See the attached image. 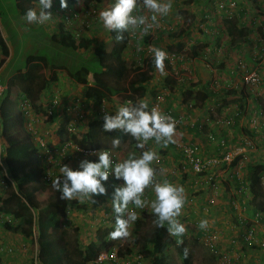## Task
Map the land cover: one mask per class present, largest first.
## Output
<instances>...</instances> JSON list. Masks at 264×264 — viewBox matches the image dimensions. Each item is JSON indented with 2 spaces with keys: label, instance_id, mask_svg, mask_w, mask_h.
Wrapping results in <instances>:
<instances>
[{
  "label": "rangeland",
  "instance_id": "374dc122",
  "mask_svg": "<svg viewBox=\"0 0 264 264\" xmlns=\"http://www.w3.org/2000/svg\"><path fill=\"white\" fill-rule=\"evenodd\" d=\"M68 1L71 3L75 11L78 9V12H75L76 13L75 24L70 26L69 29L77 28L76 30L79 32V35H75L73 33L71 34L78 41L81 38H85V37L87 38L94 37V39L96 40L95 44L92 45L87 50L78 49L73 51L59 46L54 41V36L57 35L60 31H63L64 30L63 27H61V29L53 28L52 32L54 33L48 32L49 34L44 32L41 27H39L40 29L38 28L34 29V31L29 33V36L31 37V40L36 39V42L34 43L32 41H29V43H24L29 40L28 34H25V30L30 28V26H34L35 23L29 24L25 22L16 21L15 19L11 20L10 18H8V13H10L12 16L15 14V11H13L10 8V7L13 8L15 7L14 0H0V23H2V26H6L8 24L7 27L2 28L6 34V37L13 34L17 38H20V40H18L16 44L18 46L14 47L12 45L13 58L4 68V70L0 73V80L7 73H12L16 71L18 67L21 66L23 68L25 66L24 55L33 54V53L44 55L47 58L49 64V66L48 67L46 66L41 73L44 79L49 80V84L46 87V89L43 90L41 94H39L40 99L38 102H40L41 104L42 103L45 104L44 107L47 108L48 107L47 104H49V100L54 95L58 99V103L53 108L54 111L56 112V116L52 117L49 115L41 114L42 117L39 118L38 114H35L31 110L32 109L31 108L29 109L30 111L29 114H31V116L28 115L31 118L30 119V121H32L31 124L28 125L27 118L24 117V120H25V126L32 135L34 143L36 144L37 147H39V152H38L39 162H37L38 167L41 168V166H43L45 169L49 170L53 174L57 173L58 176L61 175L60 168L62 165H68L73 169H77L79 162L81 160L87 159L92 161V158H87L83 156L71 145L66 146L64 144L65 142L68 141H66L63 135H61L63 134L61 125L67 122L66 121L67 118L68 119L70 118V121L74 122L73 126L75 127L76 131H78L79 129H80L79 131H81L82 130L81 127L83 125H77V123L75 122L76 120L75 117L77 118V114L80 116V118H86V119L96 118L98 116L104 117L105 113H108L109 115L114 114L115 110L120 105H122L121 103H119V99H120L119 95L118 96L114 95L110 98H106L104 103V108L102 109V111L100 110L98 111V108L94 105V102L89 101V99L85 98L83 92L84 88L78 85L75 81H73L69 77V72L75 71L76 69L80 68V66L85 65L88 60L92 59L94 46L107 41L109 39V32L103 28L102 24H99L97 28H93V27L89 28L86 25L88 20V15H91L90 14L91 7L84 8L83 5L81 4L82 0H68ZM111 3L112 0H100L98 2H91L89 6L95 5L97 9V11L96 9L95 11L98 14L100 10L108 7ZM144 11L145 8L143 7V0H138L137 7L136 9H134L133 14L145 16L147 24L152 23L149 25L156 26L155 25L156 21H152L151 16L148 17L147 14L145 15ZM16 15L18 16L17 13ZM184 17L186 19V23L188 24L190 17L186 15ZM175 18L176 16H173L172 18L166 16V19L169 20L167 23L166 22L165 23L171 24L170 20L173 21ZM79 19L81 21H79ZM97 22L99 21L96 20L94 23L98 24ZM17 23L20 27H15ZM9 24L12 25L10 26ZM257 24L258 23L255 22L253 23L254 26H257ZM44 25H46V23H44ZM142 27L143 26L130 28L129 30H127L130 34V38L122 54L124 60L139 62L140 57L144 55L152 54V52L148 50H151L153 47L148 50H146L145 48L142 49L143 45L146 43V42L144 43L142 39L146 34L141 30ZM47 28L50 30L48 26ZM189 28L193 29L192 26L191 27L189 26ZM149 29H151V27ZM152 29L155 30L156 28L154 27ZM83 32L84 34L81 36V33ZM37 33H39V35L37 38H35L37 36L36 35ZM154 34H156V32H154ZM25 44L26 46L27 44L33 45L34 49H29V51H25L27 50ZM246 45H248V42H246ZM186 54H190V51H187ZM92 63L93 62L90 61L88 65ZM262 67L263 66L260 67V70L264 72V68ZM53 71L57 78L56 82L50 81L51 72ZM179 73H182L181 75L183 76L184 70L181 69ZM157 74L161 75V73L156 70L152 78L157 77ZM164 74H166L165 71ZM88 81L89 84L92 83L91 74L88 75ZM147 90L156 93L157 88L147 87ZM228 92H230V90ZM13 94H14L13 100L15 102V105L18 107V104H20L21 102L19 100L20 93L16 91ZM46 94H48L47 95L48 99L45 97ZM69 97H72L74 102L71 103V106L69 105V107L67 108L66 107L67 103L65 101L68 102ZM81 97H83L84 99L83 101ZM169 97H170L169 95L165 96L164 99L160 102L161 105L163 104V107L161 108L166 109L165 102H167L166 100ZM144 99L146 100V98H143V100ZM178 99H179V103H177V106L180 107L183 105L182 102H184L186 99L191 100L192 98L186 97L184 93L181 94L180 92L178 94ZM192 103L194 108L195 105L198 106L197 101H195L194 99L192 100ZM149 105L150 103L148 104V106ZM73 108L74 110H71V113L73 112L74 115L73 117H70L69 116L70 113L68 112V109L70 110ZM63 111L68 112V117H66L65 114H62ZM53 121L59 122L58 130H54L55 124H52ZM180 129H182L183 133L186 134V138H189L188 134L190 132L187 130L188 128L184 126H182V128H175V132H178ZM236 132L242 134L240 130L239 131L237 130ZM236 132L233 131V133ZM59 133L61 136L59 137L60 139L58 140L55 137ZM78 134H80V132H78ZM227 136L229 135L227 134ZM53 137L55 138L56 142L58 140V143L51 142V139ZM183 137L185 136L183 135ZM40 140H42L44 147H40L39 145ZM187 140L188 139H186V141ZM0 142H3L1 138H0ZM202 144L203 146L207 145L206 143L203 142ZM63 146L66 147V150L64 152H60L61 151L60 148ZM165 147L173 148L170 143L165 146L162 143L157 144L154 140L148 141L143 149L137 148L136 144H130V143H124L116 148H113L112 139L105 138L100 141V143L96 148H100L103 149L104 151H108L113 162L117 163L127 158L129 153H134L136 156H139L142 151L152 150L155 151L157 155H159L162 154L161 152ZM253 152H254L253 154L255 155V160H257L258 162H264V148H262V145L257 146ZM3 174L6 177L4 170H3ZM181 178L183 181H186L185 176H182ZM114 180L115 179L112 177L110 180L104 182L106 188V193L104 195H96L91 197L90 199L88 197L81 198L78 196L73 200L70 201L68 200V205L66 206V208L63 210L62 213L61 223L57 228V230L54 231L53 236L54 235L59 236V232L61 230H64L66 231V234L61 237L62 240H71L73 238V233L71 232V230H72V226H74L77 228L76 241L79 244V246H81L82 248H90L93 245L95 247H98L100 251H103L113 247L117 249L118 254L120 256H123L125 254L128 255V252H131L130 254H134V252H137L139 250L140 237L144 234L146 235L149 234L151 232V228L155 225V219H154L155 216L153 215L150 206L151 201L155 197L154 195L153 196L151 195L152 193L147 192V197L148 199H150V203H145L144 208H135V206L129 204L128 209L124 214L125 217L127 215V212L129 211L135 212L137 216V219L134 222H131L129 225L128 228L129 235L124 238L111 239L109 237V233L114 230L115 215H116L114 214L111 206V198H112L111 194L113 192L114 187L117 186L116 183L122 182L117 180L115 183ZM3 184L4 183L0 175V196L2 194V190L4 189ZM179 184L184 185L183 188L186 192V194H184L185 199L189 197H193L195 200L197 194H199V191L198 192L194 191L195 187L193 188L187 187L186 183L180 182ZM48 187L49 186H47L46 189L51 190V187L50 188ZM42 194H46V195H42L41 198L46 197L47 191H45V193ZM261 195L263 197V202H264V186H261ZM218 199L219 197L216 198L215 205L212 204L210 205L211 207L208 208L207 214L208 215L210 214V216L207 218L204 216V213L202 212V206L204 205V202L198 201L196 202V204H194L193 202L192 203L187 202L184 204V207L182 208L181 211V215L177 218L178 221L181 224H183L185 227V233L180 238L182 239L183 242L177 244L176 243L177 238L172 236L175 240V243L172 244L170 247H168L165 252L159 255L164 260V262H166V264H182L181 257L178 255V250L181 248L182 244H185L186 250L190 253L192 264H223L222 262L220 263V254L225 253L227 248H231V243L228 242L229 241L228 238L230 239L231 237L235 238L238 243H236V245L234 246L232 245L233 251H229V252L232 253V255L233 253H235V251L236 253L243 254L241 252L239 243L241 242V236L244 234L243 232L244 224L238 222L237 218L235 217L236 213L234 210L228 209L227 211H225V209L222 208L220 204L217 202ZM40 203L41 205H44L45 200L41 201ZM197 206H200V209L197 210L196 209ZM195 210L199 211L198 216H195L194 214L196 212ZM245 216L247 218V216H249V213H246ZM204 218L209 219L212 223L211 226H213L214 228H218V230L222 232L221 235H219L220 237H218L216 244L218 255H215L214 252H211L210 249L207 246H205L203 242H201L200 240L202 236L199 233L201 232V228L198 227V223L201 219ZM135 226H138L137 230H134ZM208 226H210V224H208ZM227 226L229 227V229ZM167 234L169 233L167 232ZM254 236L256 241H264V211L261 212V220L257 224L256 233L254 234ZM27 240H28L27 243H25L26 248L21 250L19 249L16 252V257L18 256L24 257L25 263H20V264H34V262H32L33 260L32 256L34 254L35 243L30 242L29 239ZM248 252H250L249 255ZM240 257L241 260L239 259V261L236 259H230L228 264H264V248H261L259 246V243L253 244L251 249L246 250L243 256ZM14 264L17 263L15 262ZM129 264H151V262L146 257L140 263L130 262Z\"/></svg>",
  "mask_w": 264,
  "mask_h": 264
},
{
  "label": "trees",
  "instance_id": "16d2710c",
  "mask_svg": "<svg viewBox=\"0 0 264 264\" xmlns=\"http://www.w3.org/2000/svg\"><path fill=\"white\" fill-rule=\"evenodd\" d=\"M26 1H29V4H26ZM35 1L14 0V4L19 13L24 15L26 9L32 8V2ZM98 1L100 0H82V5L87 8L91 2ZM259 22L262 24H257V32L260 36H264V22L262 20ZM225 28L231 38L246 37L251 32L242 23L237 24V20H227ZM187 31L188 24L184 21L182 27L175 33L182 35ZM109 33L110 37L107 41L94 46L92 59L75 71L69 72V77L84 88L85 98L98 103L114 95H119V103L122 105L127 101L135 103L138 100H143L146 93L149 92H147L145 84L157 70L152 54L140 57L139 62L124 60L122 54L128 43V32L122 33L123 39L119 41L115 39L116 33ZM54 41L59 46L73 51L78 49L87 50L96 42L93 38H81L78 41L69 32H59L54 36ZM0 53L2 54L0 62H2L8 55V48L1 33ZM190 54L196 55L195 49ZM24 61L25 66L17 70L8 82L6 81L5 89L0 95V138L4 141L0 160V175L4 183V189L0 196V211L17 218L14 225L4 222L3 226L11 232L20 233L26 239L35 243V258L38 264H96L94 260L100 252L99 248L93 245L91 246L93 248L79 246L76 241V227L72 226L73 238L71 240H62L61 237L66 234L64 230L59 232V236H53L54 231L61 223L62 213L68 205V200H61L59 193L51 187V180L58 176L57 173H54V177L49 181L42 179L43 174L48 170L43 166L38 167L39 147L33 142L32 135L25 126L23 110H19V104L17 107L13 100V93L18 91L20 93L19 100H28V105L35 114H45V104L38 101L40 99L39 94L49 84V80L44 79L41 74L42 70L46 66L48 67L49 64L47 58L39 54L27 55ZM90 61L93 63L88 65ZM164 71L166 74L163 77V83L172 90L174 85L172 66L166 61H164ZM89 74L92 76L91 84L88 81ZM56 80L53 71L51 72L50 81L56 82ZM180 91L186 97L190 96L189 89ZM146 101L148 104L150 103L149 100L146 99ZM227 101L228 99H224L225 104L229 103ZM102 124V117L91 119L85 126L81 127V131H78L80 134L77 131L67 133V139L83 148H96L102 139H113L114 137L119 138V145L124 143L136 144L131 136L120 130L105 132L102 129ZM64 126L65 124H62L61 129L66 131ZM246 170L251 192L247 201L251 208L249 215L254 211L263 212L264 202L258 177L259 173L264 171V162L249 163ZM111 178L112 176L108 180ZM47 186H49L48 188L51 187V190L46 189ZM45 191H47V196L41 198L42 195H46L42 194ZM43 200H45V204L41 205L40 202ZM138 226H135L134 230H137ZM166 227L167 225L164 228H157L154 225L149 234H144L139 239L138 253L143 257H147L151 264H166L159 255L175 243L174 238L167 234ZM185 250V244H182L178 250L182 264H192L190 253L187 251V255H185Z\"/></svg>",
  "mask_w": 264,
  "mask_h": 264
},
{
  "label": "built area",
  "instance_id": "2783aa9c",
  "mask_svg": "<svg viewBox=\"0 0 264 264\" xmlns=\"http://www.w3.org/2000/svg\"><path fill=\"white\" fill-rule=\"evenodd\" d=\"M240 2H242V0H218L217 2H214L213 10L215 16H218L219 19H226L231 21L237 20V24L242 23L244 19L239 20V16L237 13L240 8L237 4ZM250 6L254 12V6L251 2ZM56 14L57 16H59V22L63 23L64 27L67 29H69V27L75 23L76 13L69 6L58 8ZM90 14L96 15V11L94 8L90 10ZM250 16L252 15L250 14L249 10L248 14H246V19H250ZM45 23H47V21ZM42 25H44V23ZM86 25L88 26V24ZM70 30L73 34L78 35L75 28ZM257 40L258 46H253L251 51L249 52V55L253 57L251 58V61L253 62L251 66L248 67L243 61H239L235 63L234 69L235 71H237L236 74L239 73L242 85L245 87V89L254 90L256 92L254 94V97H256V99L258 97V104L252 108V112L250 113L251 115L248 114L246 108L247 106L242 100L238 102H229V104H227L226 106H221L219 112H216L215 109H218V105L220 103H217V106L210 105V107L208 108V111L212 113V125H218V127L224 128L223 130L225 132H230L226 133L229 135L231 134V132L233 133V130H235L236 128L238 131L240 130L242 134H239L238 132L233 133L231 138L229 136L226 137L223 134H220L221 136L218 135L217 137H215L214 133L211 130L207 129L203 131L202 133H204L207 144L217 147V149L214 148L213 151L209 152L203 150V144H201L203 142V138L201 136V142L197 139L193 141L178 139L174 140L173 143H170L172 147L179 153V160L177 162V175H179L180 177L185 176V179L191 182L190 184L187 181V183H189L187 184V187H195L194 191H199V194L205 192V194L207 195L200 197L204 199V205L202 206V212L204 213V216L206 218L210 216V214H207L208 208L211 207L210 205L212 204L215 205L216 198L219 197L217 202L219 204L221 202L222 205L220 206L224 208L225 211H227L228 209L234 210L236 213L235 217L237 218L238 222L244 224V234L241 236V242L239 243L241 252L243 254L245 253L244 249L250 250L253 244L259 243V246L261 248H264V241H256L254 236V234L256 233L257 224L261 220V212L254 211L253 213H250L247 218L245 216V214L249 213L248 211L251 210L250 206L247 203L251 192L249 182L247 180L246 167L249 163H260L255 160L253 151L256 149V146L262 145V147H264V94H262L261 91V93L259 92L260 85L262 83V77L260 76L258 71V66H263L264 64V36L259 35ZM237 45H240V43H238ZM244 45H246V43ZM231 48L234 49V46H232ZM210 49V47H207V51L210 52ZM203 50L206 51V48H203ZM213 50L214 48H212L211 51ZM165 53L166 58L164 61L172 66V75L174 78L175 88L179 87L180 85L183 86L185 82L184 73L187 70L186 68L182 67V63L184 61L183 57L185 58L187 54H181L180 52V54H176L167 51H165ZM181 69L184 70L183 76L181 75L182 73H179ZM228 86L229 84L222 89L223 91H225H222V96H224V94L226 96L235 94H229L230 92L228 93V91L231 90ZM217 87L213 88L214 91L220 92L218 91ZM4 89L5 86L0 83V95L3 93ZM169 93L171 94L169 86H159L156 93H153L149 98V110L155 108L162 114L170 116L175 124V128H180L182 125H188L191 127L194 119L191 118L190 114H172L173 111L171 112V109H162L160 107L159 103L164 99L165 96L170 95ZM235 96L239 97V95L237 94H235ZM57 103L58 99L53 95V97L50 99V105L44 109L45 115L51 116L52 110ZM104 103L105 99L97 103L98 111H102V109L104 108ZM185 106L188 110L194 109L192 102H187ZM19 107V110H23V114H25L24 117L28 118V125H30L32 121H30L31 118L29 116H31V114H29V109L31 108L28 105V100H22L19 104ZM38 116L39 118H41V113H38ZM246 120L247 122H244ZM73 124V121H69L66 124V132L72 133L75 131V127L73 126ZM64 144L66 146L71 145L83 156L92 158V161L97 160L96 154H98L100 151H104L103 149L89 147L83 148L78 145H73L69 142H65ZM39 145L40 147H44L42 140H40ZM60 150V152H64L66 150V147L63 146L60 148ZM151 166L154 169V181L163 182L158 176V171L163 166L161 154L157 155V158L152 162ZM111 176L112 175L110 174L109 178ZM53 177V173L48 170L45 174H43L42 179L49 181ZM258 180L259 185L264 186V171H261L259 173ZM146 189L151 190V186ZM142 199H144L147 203V196L145 195V193ZM199 200V198H195L194 200L193 197H189L185 199V203L193 202L194 204H196V202H198ZM0 219L3 223L6 222L15 224L17 222V218L3 212H0ZM206 220L208 221V224H210V226L201 229V232H199L202 236L200 240L205 246L210 249L211 252H214L215 255H218L216 244L217 239L218 237H220L219 235H221L222 232L219 231L218 228H214L213 226H211L212 223L209 219ZM230 242L231 248H227L225 253L220 254V263L222 262L223 264H228L230 259H236L239 261V259L241 258L240 256H243V254L236 253V251L235 253H233V255L229 252L233 251V246L238 243L233 237L230 238ZM34 252V264H37L35 258V246ZM132 258L133 260H140L141 255L136 254L133 255ZM95 262L98 264H102L105 262L106 264H129L131 261H129L127 257H120L117 253V249L112 247L98 253L95 258Z\"/></svg>",
  "mask_w": 264,
  "mask_h": 264
},
{
  "label": "crops",
  "instance_id": "0c3cea01",
  "mask_svg": "<svg viewBox=\"0 0 264 264\" xmlns=\"http://www.w3.org/2000/svg\"><path fill=\"white\" fill-rule=\"evenodd\" d=\"M217 1L218 0H171L172 7L166 16L171 17V18L173 16H176V18L173 21L170 20L171 24H166L169 20V19H166V16H163V17L157 16L158 18L157 20H155L156 26L154 25L151 26V29H149L147 33L144 35V38H142L144 43L146 42L143 45L142 49L145 48L146 50L152 47H157V48L163 49L164 51H167L170 53L185 54L187 53V51H190L191 53L192 50L195 49L196 55L187 54L185 58L183 57L184 61L182 63V67L186 68L187 70L184 73L185 82L183 86L180 85L179 87L175 88V83H174L172 87L173 93L169 95L170 97L167 98L166 100L167 102H165V108L171 109V112L173 111L172 114H178V113L180 115H183L184 113L190 114L191 118L194 119L191 127L188 125H182L188 128L187 130L190 132L188 134L189 138H186V134L183 133L182 129H180L178 132L174 133V137H173L174 140L188 139V140L193 141L197 139L198 141L201 142V138H200L201 136L203 138L202 139L203 143L207 144V141L205 140L206 138L204 137V133H202L203 131L207 129L211 130L214 133L215 137H217L218 135L221 136L220 134H223L227 137L226 133H230V132H227V131L225 132L223 130L224 128L218 127V125L217 126L212 125V121H211L212 113L208 111V108L210 107V105H216L217 103H220L218 105V109L217 108L215 109L216 112H219L221 106H226L227 104H229V103L225 104L224 99H228L229 102H238L242 100L247 106L246 108H247L248 114L251 115L250 113L252 112V108L255 105H257L259 101L258 97L257 99L256 97H254L255 96L254 94L256 93L254 90L245 89V87L242 85V81H241V77L239 73L236 74L237 71H235L234 69H235V63L239 61L241 62L243 61L248 67L251 66V64L253 63L251 61V58L253 57L248 55V52L251 51L253 46L255 45L258 46V40H257L258 26H254L253 23L254 22L258 24L260 23L261 25L262 23L259 21L262 20L264 22L263 20L264 0H255V1L242 0V2L237 4L240 7L237 12L238 16L240 14H243L242 16H239L238 19L239 20L244 19L242 21V24L251 31L248 34V36L242 37L239 39L236 37L231 38L227 34V31L225 28V22L227 21L226 19H219L218 16H215L213 8H214V2H217ZM220 1H224V0H220ZM250 2L254 6V12L250 6ZM58 3H60V0H53L51 8L55 7ZM26 4H29V1H26ZM37 5H38V2L36 1L32 2V8H37ZM10 8L13 11H15V14L12 16L10 13H8V18H10L11 20L15 19L16 21H19V22L28 23L23 19L24 15H21L16 7L14 8L10 7ZM249 10L252 16H250L251 17L250 19H246V14H248ZM145 11L144 13L145 15L147 14L148 17L152 15V13L149 10L145 9ZM76 12H78V9L76 10ZM16 13L18 14V16L16 15ZM185 15L190 17L189 22H188V31L190 32L187 31L183 33L182 35L180 34L178 35L175 32H177L178 29L182 27V25L184 24V21L186 22V19L184 17ZM96 20L98 21V14L88 15V20H87L88 26L90 28L91 27L97 28V26L101 23L97 22L98 24H95L94 22ZM79 21L81 20L79 19ZM29 24H34V23H29ZM149 24H152V23H149ZM9 25L11 26L12 24H9ZM7 26L8 24L6 26H2V23H0V33L8 48L7 57L5 58L4 61L0 62V73L4 70V68L8 65V63L13 58L12 45L14 47L18 46L16 44H17V41L20 40V38H17L13 34L6 37V34L2 28L7 27ZM47 26H50V25L49 24H46V25L34 24V26H30V28L25 30V34H28L29 40L24 43H29V41H32L35 43L36 39L31 40L29 33L34 31V29H37V28L40 29L39 27H41L44 32L48 33ZM189 26L190 27L192 26L193 29H190ZM15 27H20V26L17 23ZM154 27L156 28L155 30L152 29ZM154 32H156V34H154ZM36 35L37 36L35 38L38 37L39 33H37ZM246 42H248L247 47L246 45H244ZM238 43H240V45H237ZM206 46L211 48L210 52L207 51ZM230 46L231 47L234 46V49L230 48ZM25 47L27 48V50L25 51H29V49H34L33 45H29V44H27V46L25 44ZM203 48H206V51L203 50ZM212 48H214L213 51H211ZM37 54L38 53H33V55H37ZM1 55L2 54L0 53V58H1ZM24 56L26 57L27 55H24ZM260 67L261 66H258V71H259L260 76L262 77V83H261L262 86L260 85L259 92L261 91L262 94H264V72L260 70ZM21 68H22L21 66L18 67V69H21ZM262 68H264V64ZM18 69H16V71ZM16 71L12 73H7L6 75H4L3 78H1L0 82H2L5 85L6 81L8 82V80L11 78V76L15 74ZM164 76L165 74L164 75L157 74V77L151 78L146 83L147 84L146 89L147 87L158 88L159 86H162V87L165 86L164 85L165 83H163ZM228 84H229L228 86L229 89H231L230 93L232 94L235 93L239 95V97L235 96V94L229 95V96H226L224 94V96H222L223 95L222 89L226 87ZM215 87H217L218 91L220 92H215L213 89ZM185 89L190 90L189 98H192L191 100L186 99V103L192 102V100L194 99L195 101H197V105L199 107L195 105L194 109L188 110L185 106L186 103L184 104V102H182L183 104L182 106L180 107L177 106V103H179L178 94L181 92L180 90H185ZM205 92H207L209 96L205 94ZM148 94H150V92H148ZM47 95L48 94H46L45 97L48 99ZM213 95L214 97H211ZM204 96L206 97L208 96V97L204 98ZM81 98L83 101L84 100L83 97ZM65 102L67 103L66 107L68 108L69 105L71 106V103H73L74 100L72 97H69L68 102L67 101ZM160 107H163V104L162 105L160 104ZM71 110H74V108L70 110L68 109V112L70 113L69 116L73 117L74 113L73 112L71 113ZM68 112L63 111L62 114H65V116L68 117ZM53 116L54 117L56 116V112L54 110H53ZM96 118H99V116ZM75 119H76L75 122L77 124L83 125V126H85L91 120L89 118L87 119L80 118L78 114H77V118L75 117ZM68 120H70V118L69 119L67 118L66 121ZM244 122H247V120ZM52 124H55L54 130H58L59 122L53 121ZM182 126L180 128H182ZM233 131L236 132L237 129ZM61 135L59 133L55 138L59 140L60 139L59 137ZM183 135L185 137H183ZM232 135L233 133L231 132L229 137L231 138ZM55 138L53 137L51 139L52 143H58V140L56 142ZM3 142H0V151H1L0 155L1 156H2V150L4 147ZM214 148L217 149L216 146L209 145V144L203 146V150H205L206 152L213 151ZM161 153H162L161 155H162L163 166L158 171V176L160 177V179L162 181L167 180L173 184L182 185V186L184 185L179 184L180 182L191 184V182H189L187 179L186 181H183L181 177L177 175V172H178L177 162L179 160L178 151L171 147L170 148L165 147ZM114 181L116 182L117 180H114ZM187 181L189 183H187ZM148 193H152V192L149 191ZM184 194H186L185 191H184ZM151 195L153 196L154 194L152 193ZM201 196H207V195L205 194V192H202L201 194H197L196 198H199L200 202L204 201V199L200 198ZM220 205H222L221 202H220ZM196 209L197 210L200 209V206H197ZM198 213L199 211H196L194 213L195 216H198ZM7 224H10V223H7ZM10 225H14V224H10ZM228 240H229L228 242L231 243L229 238ZM27 241L28 240L24 236H22L20 233L18 232L14 233V232H11L10 230L5 229L3 226V222L0 219V264H14L15 262L17 264L25 263L24 257H20V256L16 257V252L19 249L21 250V249L26 248L25 243H27ZM244 251H246V249H244ZM249 254L250 252H248V255ZM32 259L34 260V254L32 256Z\"/></svg>",
  "mask_w": 264,
  "mask_h": 264
},
{
  "label": "clouds",
  "instance_id": "9594fccd",
  "mask_svg": "<svg viewBox=\"0 0 264 264\" xmlns=\"http://www.w3.org/2000/svg\"><path fill=\"white\" fill-rule=\"evenodd\" d=\"M36 2H38L37 8L26 9L23 17L26 22L38 25L48 21L46 23L50 25L48 26L50 28V30L48 29V32L54 33L52 32L53 28L61 29V27H63L64 30L60 32L72 33L70 29L64 27L63 23L59 22V16L56 14L58 8L65 6H69L74 12H76L68 0H60V3L52 8L53 0H36ZM137 3L138 0H112V3L108 7L99 11L98 21L102 24L105 30L116 33L115 39L117 41L123 39L122 33L130 28L143 26L141 30L147 33L151 25L146 23V17L133 14L134 9L137 7ZM92 6L96 9L95 5H91L87 8L91 7L92 9ZM143 7L152 13L151 20L155 21L157 16H166L171 10L172 5L171 0H143ZM76 29L77 28H75V30ZM84 32L81 33V36ZM77 34L79 35L78 31ZM128 35L130 38L129 33ZM151 52L157 71H159L161 75H164V60L166 58L165 51L153 47ZM172 79H174L173 75ZM172 91L173 90H171V92ZM146 95L147 97L145 96V98L149 99L152 93H146ZM97 103L98 102L96 101L94 102L96 107ZM47 105H50V100ZM148 107V102L146 100H138L135 103L128 101L125 104L120 105L115 110L114 114L109 115L108 113H105L102 129L105 132L120 130L131 136L136 141V147L140 149H143L145 144L150 140H154L157 144L162 143L165 146L169 143H173L175 124L172 121V118L162 114L155 108L148 110ZM53 110L52 117H54ZM69 121L70 120L65 123V130L66 124ZM62 133L66 141L71 143L66 137V134L69 132L63 131ZM71 144L77 145L75 143ZM119 144V138L114 137L112 139V147L116 148ZM96 156V161L87 159L81 160L77 169H73L68 165L61 166V175L51 180V187L54 191L59 193V198L61 200L70 201L78 196L81 198L88 197L90 199L96 195H104L106 193L104 182L108 180L109 175L111 174L115 180L122 181L116 183L117 186L114 187L111 194V206L114 214H116L114 230L109 233L111 239L124 238L129 235V225L137 219V216L135 212L131 211L127 212L126 217L124 214L126 213L129 204H132L135 208H144L146 201L142 199V197L144 193L147 196V192L150 191L155 197L151 201L150 206L152 213L155 216L156 227L164 228L165 225H167L166 230L169 235L177 238V244L182 243L183 241L180 238L185 233V227L177 218L181 215L182 208L185 204V190L182 185L173 184L167 180L163 182L154 181V169L151 165L157 158V153L152 150L142 151L139 156H136L134 153H129L127 158L117 163L112 161L108 151H100ZM149 186H151V190L146 189ZM147 203H150L148 197ZM207 226L208 221L206 219H201L198 223V227L201 229H204ZM130 253L123 256L118 255L120 257H127L131 263H140L146 258L139 254L138 251L134 252V254ZM136 254L141 255L140 260H133L132 257ZM185 255H187V250H185ZM94 263H96L95 260ZM102 264H106V262Z\"/></svg>",
  "mask_w": 264,
  "mask_h": 264
}]
</instances>
